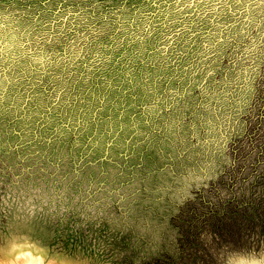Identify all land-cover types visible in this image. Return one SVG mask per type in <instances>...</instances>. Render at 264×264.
<instances>
[{
	"label": "rangeland",
	"instance_id": "obj_1",
	"mask_svg": "<svg viewBox=\"0 0 264 264\" xmlns=\"http://www.w3.org/2000/svg\"><path fill=\"white\" fill-rule=\"evenodd\" d=\"M253 58L264 0H0V259L13 238L44 264L264 249L201 216L264 210V90L228 95Z\"/></svg>",
	"mask_w": 264,
	"mask_h": 264
},
{
	"label": "trees",
	"instance_id": "obj_2",
	"mask_svg": "<svg viewBox=\"0 0 264 264\" xmlns=\"http://www.w3.org/2000/svg\"><path fill=\"white\" fill-rule=\"evenodd\" d=\"M239 207L240 210H238ZM251 209H253V205L246 202L238 203L235 206L230 205V202L224 206L220 203L217 210H206L202 212L201 216L204 218L208 217L210 219L211 226L212 228L214 227L212 233L217 239L218 236H222H220V232L222 233L223 231L226 234L230 232L234 233L236 227L239 226L245 228L244 234H240L242 239H256L259 243L263 242L264 244V210ZM196 219L199 220V217ZM178 229H180V227H178ZM187 232L191 238L194 237L191 231ZM259 247L260 246L257 245V248Z\"/></svg>",
	"mask_w": 264,
	"mask_h": 264
},
{
	"label": "clouds",
	"instance_id": "obj_3",
	"mask_svg": "<svg viewBox=\"0 0 264 264\" xmlns=\"http://www.w3.org/2000/svg\"><path fill=\"white\" fill-rule=\"evenodd\" d=\"M228 250L223 254L222 264H264V249H237L225 246ZM6 259L0 264H16L18 260H26L27 264H44L46 259L42 252L35 250L25 238H13L5 250Z\"/></svg>",
	"mask_w": 264,
	"mask_h": 264
},
{
	"label": "snow or ice",
	"instance_id": "obj_4",
	"mask_svg": "<svg viewBox=\"0 0 264 264\" xmlns=\"http://www.w3.org/2000/svg\"><path fill=\"white\" fill-rule=\"evenodd\" d=\"M229 86L232 88V92L228 95L232 96L231 104L235 110H242L246 105L257 99V96L261 90H264V63L258 64L256 60L249 59L245 61V67H243L233 81L229 82ZM264 103V101H261ZM217 115L220 109H217ZM230 116H226L225 119H230ZM226 137L221 135L220 140L210 141L216 145V152L219 153L223 147L221 143ZM211 154V149H210Z\"/></svg>",
	"mask_w": 264,
	"mask_h": 264
}]
</instances>
